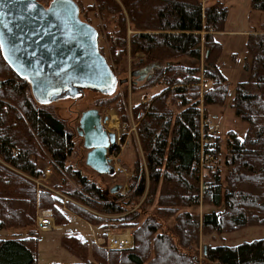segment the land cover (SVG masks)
<instances>
[{
    "label": "trees",
    "instance_id": "1",
    "mask_svg": "<svg viewBox=\"0 0 264 264\" xmlns=\"http://www.w3.org/2000/svg\"><path fill=\"white\" fill-rule=\"evenodd\" d=\"M90 8L107 30L113 23L108 35L112 63H107L115 76L125 69L127 54L132 58L140 55L134 65L155 66L145 78L146 87L162 86L132 108L147 171L146 175L135 161V170L141 171L135 195L141 197L149 184L146 203L156 201L163 218L171 217L173 208L200 203L218 210L201 217L181 211L173 229L163 231L155 216L140 223L137 211L119 216L127 202L120 201L117 193L109 197V190L70 168L67 159L75 150L74 132L46 105L34 100L29 82L0 54V229L27 230L24 238L0 239V264H36L38 230L33 226L37 207L50 209L58 224L70 212L98 226L103 235L107 228L133 227L134 246L126 250H110L75 234L63 235L62 247L78 259L71 264H198L201 232L220 234L249 225L264 226V30L247 36L249 75L236 84L230 105L247 124L245 135L240 138L233 131L228 133L223 156L227 174L223 181L219 175L213 176L211 188L202 189L201 136L212 141L204 149L205 159L217 156L220 145L218 137L202 133L201 105L205 109L222 105L228 95V81L218 68L221 46L215 40V34L224 29L228 6L220 0L206 5L200 0H95ZM250 8L264 12V0H250ZM95 29L98 43L100 30ZM202 47L207 89L200 87ZM120 99L117 95L112 100L122 112ZM49 162L54 171L63 172L61 182L53 187L58 193L37 189L32 181ZM62 196L119 217L92 214ZM202 252L208 262L216 264H264V238L236 245L206 244Z\"/></svg>",
    "mask_w": 264,
    "mask_h": 264
},
{
    "label": "rangeland",
    "instance_id": "2",
    "mask_svg": "<svg viewBox=\"0 0 264 264\" xmlns=\"http://www.w3.org/2000/svg\"><path fill=\"white\" fill-rule=\"evenodd\" d=\"M51 0H41V4L47 6ZM80 6L79 17L85 22L90 23L93 27H97L100 30V35L98 37V48L101 54L105 57L107 62H111V57L109 53V41L108 35L111 34L113 23H110L106 29V25L103 20L97 14L96 11L90 8L95 0H75ZM202 5L213 2L214 0H200ZM228 6V16L224 25V29L221 32L215 34V40L221 46V54L218 60V68L220 73L228 81V95L226 96L225 103L209 105L202 107L201 105V118L202 121L210 120L215 124L218 129L220 145V153L212 155L208 160L200 162V182L202 189L211 188L212 184L215 182V175H219V180L223 181V178L227 174L228 168L225 166L224 162V152L226 151L225 143L228 133L233 131L240 138H243L247 129V124L240 120L231 108V101L234 94L235 86L238 82L244 81L248 78L249 72L246 69V65L250 63V56L246 48L247 36L249 33L254 31L264 30V12L259 10H253L250 8V0H220ZM204 48L201 49V59L200 68L201 72L199 74L201 78L200 87L203 82L204 71ZM140 55L136 57L139 58ZM132 58L127 54L126 60L123 62L125 69L118 73L116 77L118 80L122 81L121 84H117L115 89L109 94H102L97 91L85 89L81 96L76 98H63L51 103L46 104V107L51 110L56 117L62 119L67 127L74 132V140L76 143L75 150L71 157L67 159V164L72 170H77L81 175L85 176L90 181L96 183L103 189L109 190L116 184H119L121 188L116 193L119 194L120 201L127 202V207L124 214H129L132 211H137V221L140 223L148 216H155L156 220L160 224V231L173 229V224L177 213L181 211H189L191 213H198L201 217L204 213L210 212L212 210H218L214 206H210L206 203H200L197 207H186V208H173V215L171 217L163 218L160 215L161 212L158 210L156 201L153 204L147 205L146 194L149 188V184L146 185L145 193L141 197L135 195V189L138 184L139 173H147L145 167L144 154L142 152L141 146L139 144V139L136 132V121L132 114V108L134 104L138 102H145L144 97H149L161 89V85H155L152 87H146V79L138 81L136 76L132 73L137 71L144 66L134 65L137 59ZM112 63V62H111ZM204 67V68H203ZM151 73L155 68L154 65L145 66ZM124 80H127L124 82ZM145 85V86H144ZM201 91H203L200 88ZM125 91L127 96H125ZM117 95L121 96V104L123 107V115L116 101H113ZM202 95V94H201ZM144 99V100H143ZM111 101V102H110ZM96 108L100 112L102 118L107 117L105 122V128L108 131H113L117 134L116 145L118 155L115 157L113 163L120 166L121 170L114 171L113 175L98 174L89 168L85 164L86 149L82 146V138L76 133V127L78 125V118L82 111ZM122 115V116H121ZM116 123V128L110 129L108 127V122L110 120ZM202 130H205L204 128ZM204 132H208L205 130ZM128 138L127 147H124L125 139ZM109 151V149H108ZM122 151V154H121ZM214 159V160H213ZM140 162L141 171L135 170V161ZM43 165L41 169V175L43 177V170L45 168H50V173L48 176H44V184L53 192L58 193L54 190V186L61 182L60 176L63 172L61 170L54 171L53 164ZM113 166V163L110 162ZM138 172V173H137ZM141 174V173H140ZM209 174V175H208ZM147 175V174H146ZM208 175V176H207ZM212 175V176H211ZM211 178H210V177ZM38 177V178H39ZM66 180L74 185V181L66 175L64 176ZM148 181H146L147 183ZM38 189V188H37ZM110 193L109 197L113 194ZM60 194V193H59ZM64 200H70L76 205L81 206L85 210L91 212L92 214L102 216L105 218H117L118 215H104L97 212L94 208L85 205L81 202L69 199L62 196ZM46 208L37 207L35 215V225L33 228L37 229V216L39 212ZM50 210V209H48ZM162 210V209H161ZM53 215V213H52ZM67 220L64 223L58 224L56 217L53 215L55 229L37 232L38 241L36 244V264H71L77 262L78 259L73 254L64 249L61 245V237L66 234L78 235L81 239L86 240L88 243L92 241L95 243L98 238L103 237L106 233L121 234L130 233L132 236V243L134 246L132 226L128 225L119 231H112L107 228L104 231V235L98 226L92 225L87 221L75 216L70 212H66ZM26 228L12 227V228H2L0 229V239L9 238H24L27 236ZM103 235V236H102ZM105 238V237H104ZM264 238V226L263 225H249L243 228L226 231L223 233H200L199 234V244L196 260L198 264H216L208 262L203 257L202 248L203 245H236L242 242H249L256 239Z\"/></svg>",
    "mask_w": 264,
    "mask_h": 264
},
{
    "label": "water",
    "instance_id": "3",
    "mask_svg": "<svg viewBox=\"0 0 264 264\" xmlns=\"http://www.w3.org/2000/svg\"><path fill=\"white\" fill-rule=\"evenodd\" d=\"M0 54L29 82L34 100L42 105L79 97L85 89L109 94L122 83L98 50L97 30L80 19L75 0H51L47 6L37 0H0ZM148 71L144 67L132 75L142 81ZM106 120L98 109H86L76 133L87 150L85 164L98 174L113 175L107 150L117 134L106 130ZM120 188L116 184L109 192Z\"/></svg>",
    "mask_w": 264,
    "mask_h": 264
},
{
    "label": "built area",
    "instance_id": "4",
    "mask_svg": "<svg viewBox=\"0 0 264 264\" xmlns=\"http://www.w3.org/2000/svg\"><path fill=\"white\" fill-rule=\"evenodd\" d=\"M202 89L208 88V82L205 81L202 84ZM217 126L213 124L209 119L202 121L201 128L207 130L212 137H217L219 134ZM204 130H202V133ZM212 141L208 136H201V162L208 160L210 156L205 157L203 156L204 149L211 145ZM117 143L111 145L107 150V158L110 159V161L113 163L115 157L118 155L117 146H115ZM114 171L118 172L121 170V167L114 164ZM50 173V168H45L43 170V177H37L32 179V181L35 183L36 187L39 189H48L50 190L43 182L44 176H48L47 174ZM37 228L40 231H47V230H53L55 229V223L52 215V211L48 209H43L39 212L37 216ZM105 237V238H104ZM132 236L130 233H121V234H112V233H106L103 237L98 238L97 241H95V244L98 246H103L110 250H126L131 249L133 247L132 243Z\"/></svg>",
    "mask_w": 264,
    "mask_h": 264
},
{
    "label": "bare ground",
    "instance_id": "5",
    "mask_svg": "<svg viewBox=\"0 0 264 264\" xmlns=\"http://www.w3.org/2000/svg\"><path fill=\"white\" fill-rule=\"evenodd\" d=\"M110 120V119H109ZM116 123H118V122H113V120H110L109 122H108V127L110 128V129H113V128H116L117 126H116Z\"/></svg>",
    "mask_w": 264,
    "mask_h": 264
},
{
    "label": "crops",
    "instance_id": "6",
    "mask_svg": "<svg viewBox=\"0 0 264 264\" xmlns=\"http://www.w3.org/2000/svg\"><path fill=\"white\" fill-rule=\"evenodd\" d=\"M150 72H148V75H149ZM144 99H146V97H144ZM143 99V100H144ZM127 144H128V138L125 139V142H124V147H127ZM121 154H122V151H121Z\"/></svg>",
    "mask_w": 264,
    "mask_h": 264
}]
</instances>
